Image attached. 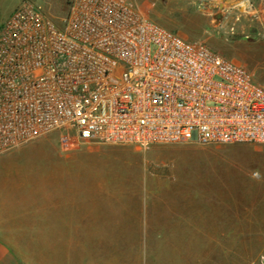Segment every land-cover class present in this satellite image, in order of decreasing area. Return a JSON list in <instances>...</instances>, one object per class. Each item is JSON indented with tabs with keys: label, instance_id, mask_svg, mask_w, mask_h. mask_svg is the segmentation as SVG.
<instances>
[{
	"label": "rangeland",
	"instance_id": "rangeland-1",
	"mask_svg": "<svg viewBox=\"0 0 264 264\" xmlns=\"http://www.w3.org/2000/svg\"><path fill=\"white\" fill-rule=\"evenodd\" d=\"M25 1L59 23L71 0H0V22ZM136 2L154 23L241 61L264 84L255 50L264 36L226 35L233 24L261 31L257 9L236 24L235 3L200 11L190 0ZM0 181L13 205L65 212V228L15 246L27 264H254L264 249V146L80 141L64 152L52 133L1 155Z\"/></svg>",
	"mask_w": 264,
	"mask_h": 264
},
{
	"label": "built area",
	"instance_id": "built-area-1",
	"mask_svg": "<svg viewBox=\"0 0 264 264\" xmlns=\"http://www.w3.org/2000/svg\"><path fill=\"white\" fill-rule=\"evenodd\" d=\"M190 1L200 11L235 3L237 24L260 0ZM253 30L233 24L226 35L264 36ZM52 133L64 152L80 141L264 146V85L136 0H71L59 23L25 1L0 22V156Z\"/></svg>",
	"mask_w": 264,
	"mask_h": 264
},
{
	"label": "crops",
	"instance_id": "crops-1",
	"mask_svg": "<svg viewBox=\"0 0 264 264\" xmlns=\"http://www.w3.org/2000/svg\"><path fill=\"white\" fill-rule=\"evenodd\" d=\"M257 12L264 21V0L259 1ZM261 30L264 32V26ZM255 50L264 55V41L257 42ZM238 63L242 65L241 61ZM7 194L8 190L0 189V264H27L23 253L15 246L40 245L42 230L65 228L64 224L68 222L62 218L65 212L59 211L56 206L45 210L39 205H13L8 202Z\"/></svg>",
	"mask_w": 264,
	"mask_h": 264
},
{
	"label": "bare ground",
	"instance_id": "bare-ground-1",
	"mask_svg": "<svg viewBox=\"0 0 264 264\" xmlns=\"http://www.w3.org/2000/svg\"><path fill=\"white\" fill-rule=\"evenodd\" d=\"M231 2H232V0H230V3H231ZM224 5H225V4H224ZM240 6H241L242 9H244V5H243V4H241ZM230 169H231V168H230ZM235 170H236V169H235ZM227 171H228V170H227ZM210 174H211V173H210ZM228 174H229V173H228ZM224 176H225V175H224Z\"/></svg>",
	"mask_w": 264,
	"mask_h": 264
},
{
	"label": "water",
	"instance_id": "water-1",
	"mask_svg": "<svg viewBox=\"0 0 264 264\" xmlns=\"http://www.w3.org/2000/svg\"><path fill=\"white\" fill-rule=\"evenodd\" d=\"M222 9V6H220V10ZM217 18L219 19V15L217 16Z\"/></svg>",
	"mask_w": 264,
	"mask_h": 264
}]
</instances>
